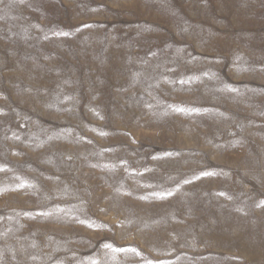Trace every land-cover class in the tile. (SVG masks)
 I'll list each match as a JSON object with an SVG mask.
<instances>
[{"label":"rangeland","instance_id":"374dc122","mask_svg":"<svg viewBox=\"0 0 264 264\" xmlns=\"http://www.w3.org/2000/svg\"><path fill=\"white\" fill-rule=\"evenodd\" d=\"M93 261L264 264V0H0V264Z\"/></svg>","mask_w":264,"mask_h":264},{"label":"snow or ice","instance_id":"6c2138e0","mask_svg":"<svg viewBox=\"0 0 264 264\" xmlns=\"http://www.w3.org/2000/svg\"><path fill=\"white\" fill-rule=\"evenodd\" d=\"M61 35H67V33H60ZM182 110V109H181ZM211 173H202V175H210ZM187 182V181H185ZM23 185H21L22 187ZM168 195H171V193L169 192ZM81 223H86V221H81ZM91 226V225H90ZM105 248H109L111 249L113 246L111 244H105L104 245ZM114 251H127L126 249H113ZM130 251L132 252H136V249H130ZM92 264H96L95 261L92 262Z\"/></svg>","mask_w":264,"mask_h":264},{"label":"bare ground","instance_id":"6f19581e","mask_svg":"<svg viewBox=\"0 0 264 264\" xmlns=\"http://www.w3.org/2000/svg\"><path fill=\"white\" fill-rule=\"evenodd\" d=\"M168 89V88H167ZM169 90V89H168Z\"/></svg>","mask_w":264,"mask_h":264}]
</instances>
